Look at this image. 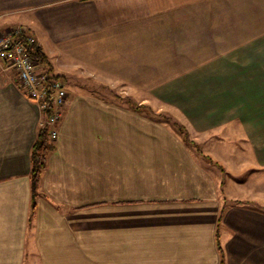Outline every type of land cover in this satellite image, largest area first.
<instances>
[{
	"label": "crops",
	"instance_id": "1",
	"mask_svg": "<svg viewBox=\"0 0 264 264\" xmlns=\"http://www.w3.org/2000/svg\"><path fill=\"white\" fill-rule=\"evenodd\" d=\"M16 26L56 74L182 73L159 95L174 119L67 80L34 192L43 113L0 72V264H264V0H0Z\"/></svg>",
	"mask_w": 264,
	"mask_h": 264
},
{
	"label": "built area",
	"instance_id": "2",
	"mask_svg": "<svg viewBox=\"0 0 264 264\" xmlns=\"http://www.w3.org/2000/svg\"><path fill=\"white\" fill-rule=\"evenodd\" d=\"M36 40L22 26L0 30V72L14 76L21 92L38 103L43 116L51 110L42 126H49L51 138L58 136L57 124L68 98L65 80L55 72H49L30 54V46Z\"/></svg>",
	"mask_w": 264,
	"mask_h": 264
},
{
	"label": "rangeland",
	"instance_id": "3",
	"mask_svg": "<svg viewBox=\"0 0 264 264\" xmlns=\"http://www.w3.org/2000/svg\"><path fill=\"white\" fill-rule=\"evenodd\" d=\"M108 67L109 66H106V68H104L103 66H100L99 72L98 71H94V72L85 71L84 75L81 77H79V75L78 77L74 75L78 73H74L71 75L70 74L72 73L71 71H69L70 73H68L67 75H65L66 73L64 71H60L61 73L59 74L65 75L63 79L65 80L66 84L68 82L67 80H69V84H72L73 86H75L77 82L79 83V85L83 83V85H85L86 87L84 89L87 91H93L90 89V86L91 88L98 89V87L94 85H98V82L100 81V86H101L100 94L102 95L119 93L121 95H131L135 97V99L137 100L145 96L147 97L150 96L153 98L152 100L153 104L151 105L154 110L155 109L161 110L162 112H165L162 114H164L165 116L166 115L170 116L171 118L174 117L173 115H176V113H173L174 111L176 112V110L171 109L170 104L168 105L166 103L161 102V99H159V95L162 94L161 91H164L165 88L163 86H165V84H167L168 82H171L173 77H176L177 75H180L182 73V70H181L182 66H149L147 68H141V70L137 68H130V67L124 66L119 73H116L115 71H112L111 69L109 70V68H112V66L109 68ZM184 67L186 70V69H190V68L198 67V66H184ZM220 70L222 72L224 71L223 68H220ZM102 81H105L109 84L108 89L105 87L108 84L104 85ZM144 81H145V87H144ZM110 88H112V90ZM185 92L187 93L186 89L180 88L179 90L180 94L185 93ZM64 109L65 108H63V113H64ZM63 113H62V116H63ZM181 116L183 115L181 114ZM184 120L187 121L185 118ZM57 128H58V124H57ZM196 131L197 132H194L192 136L197 140V142L199 141L201 142V139H204V135L199 132L200 130H196ZM189 138H190V135H189Z\"/></svg>",
	"mask_w": 264,
	"mask_h": 264
},
{
	"label": "trees",
	"instance_id": "4",
	"mask_svg": "<svg viewBox=\"0 0 264 264\" xmlns=\"http://www.w3.org/2000/svg\"><path fill=\"white\" fill-rule=\"evenodd\" d=\"M30 54L32 55V57L35 60L39 61L42 65V67H44L47 71L54 73V68L50 63L48 56L44 53L41 46H39L37 42L30 46ZM57 75L63 78L62 75H60V74H57ZM50 111L51 110H47L44 113V116H43L44 120L48 117ZM174 124L179 128L181 133H183L184 138L187 142H190L193 145H195V147L199 148L198 144L194 140L189 138L187 130L185 129V127L182 124H180L178 122H174ZM53 147L54 146L52 143V138H51L49 126L47 124H45V125L41 126V128L39 129L36 140L32 146L31 177H32V181H33L34 192H35V189L37 188V184L41 178L42 172H43L44 168L46 167L48 155H49L50 151L53 149ZM210 159H212V158H210ZM220 167L222 168V166H220ZM34 205H35V202H34ZM217 244H218L219 250H221L219 238H217Z\"/></svg>",
	"mask_w": 264,
	"mask_h": 264
}]
</instances>
